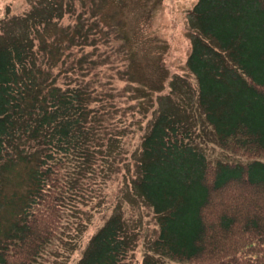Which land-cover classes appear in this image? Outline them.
<instances>
[{"label": "trees", "instance_id": "trees-1", "mask_svg": "<svg viewBox=\"0 0 264 264\" xmlns=\"http://www.w3.org/2000/svg\"><path fill=\"white\" fill-rule=\"evenodd\" d=\"M139 3L32 0L0 20V264H38L55 243L52 264H71L119 174L156 234L144 242L115 207L74 264H264V0L196 2L192 103L172 76L135 72L149 12L134 25L127 13ZM92 194L100 210L75 217Z\"/></svg>", "mask_w": 264, "mask_h": 264}, {"label": "rangeland", "instance_id": "rangeland-1", "mask_svg": "<svg viewBox=\"0 0 264 264\" xmlns=\"http://www.w3.org/2000/svg\"><path fill=\"white\" fill-rule=\"evenodd\" d=\"M140 3L137 8L127 13V20L131 25L132 22L137 19H142L145 12H149L148 27L143 28L144 44L141 48L139 55V63L136 66L135 72L138 75H144L148 79L155 80L162 75L172 76L174 81L172 84L176 89L182 90V97H178L184 100L186 103L194 102V95H196V84L192 77H189L185 67L186 58L189 55L191 48V14L193 7L198 0H139ZM32 0H0V20L4 17H10L13 15H20L26 12L30 6ZM28 5V6H27ZM124 19V17H122ZM190 29H189V27ZM153 36V37H152ZM151 37V43H150ZM152 39H157L155 42ZM184 78V80H183ZM171 79V78H170ZM172 86V85H171ZM143 110L137 109V114L142 115ZM194 112V107H193ZM128 113H131L130 111ZM196 113V112H195ZM197 120V116H194ZM201 118L198 117V120ZM133 121L134 120L133 118ZM139 131L137 126L131 127L132 135L128 141L124 143L127 148V155H131L135 158V153L132 151L138 143L139 134L134 131ZM212 146V145H210ZM122 147V150H126ZM210 156L217 157L216 149L208 148ZM207 149V150H208ZM124 158V155L122 156ZM228 160L242 162H250L247 159H237L234 157H227ZM120 166L119 161H115ZM114 162V169L116 168ZM135 162V161H134ZM121 174L114 178V181H110L107 184L108 195L105 198L108 204L103 212L90 214L92 211L100 210V201L95 203L98 199L96 195L87 196L82 198L79 206L76 207V216L84 217L92 216L91 221L77 237V249L70 256L71 264L78 261L83 249L86 247L89 238L96 232L98 226L102 225L106 218L110 215L115 207L120 208L121 212L126 220V224L129 229L134 230L148 243L156 234L157 225L155 222L152 209L139 197H135L131 200L124 197V189L121 193H118L119 185H122ZM119 187V188H118ZM124 188V187H123ZM99 196V195H98ZM118 197V198H117ZM102 198H100L101 200ZM119 200L121 204L116 203ZM102 203V201H101ZM111 203V204H109ZM72 214L68 218V224L64 228L62 237L70 235L69 229L73 220L76 219ZM61 242V241H60ZM59 244H54L48 248V252L39 260L38 264H52V260L55 256ZM66 259H61L55 264H64Z\"/></svg>", "mask_w": 264, "mask_h": 264}]
</instances>
